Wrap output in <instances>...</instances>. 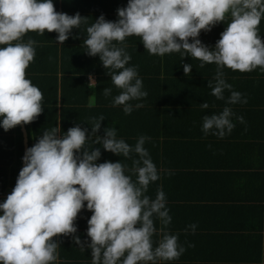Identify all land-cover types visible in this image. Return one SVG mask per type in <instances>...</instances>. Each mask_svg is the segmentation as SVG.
<instances>
[{
    "label": "clouds",
    "instance_id": "clouds-1",
    "mask_svg": "<svg viewBox=\"0 0 264 264\" xmlns=\"http://www.w3.org/2000/svg\"><path fill=\"white\" fill-rule=\"evenodd\" d=\"M117 15L116 21L101 15L88 26L84 45L87 55L99 56L113 85L121 90L113 105H122L125 114L133 111L129 101L148 95L142 90L136 67H126L131 60L124 45L128 37H140L150 55L180 53L183 59L190 56L201 61L200 67L217 65L215 85L210 81L208 86L218 100H224V91L232 89L223 68L241 73L257 68L264 71V40L259 34L264 0H128L126 7L117 9ZM229 16L231 20L215 47L202 43L201 32H210ZM87 23L88 17L79 12L68 15L56 11L53 0H0V127L5 132L33 123L44 111L43 93L26 78L36 56V41L25 43L23 38L29 32L41 36L46 31L55 32L63 45L73 29ZM182 66L189 76L191 65ZM89 85L97 86L91 75ZM111 91L103 89L105 96ZM226 103L246 104L247 99L231 91ZM208 107L207 102L201 104L202 109ZM234 115L230 107L206 115L202 131L223 138L235 127ZM104 119L93 117L90 133L79 124L63 134L60 126L45 130L26 149L15 187L0 203V264H58L59 237L71 236L85 250L75 235L85 202L92 213L87 221L92 264H158L180 258L185 248L178 235L164 231L171 223L164 192L158 190L154 200L145 194L149 184L160 178L144 147L151 138L140 136L133 147L117 138L114 127L104 128L100 136L97 133ZM236 119L244 123L242 116ZM89 141L131 159L132 167L121 161L97 163L100 148L92 147ZM133 153L139 159H134ZM126 172L136 175V180ZM154 216L162 225V238L156 247L152 239L157 232ZM188 227L194 234L196 225Z\"/></svg>",
    "mask_w": 264,
    "mask_h": 264
},
{
    "label": "crops",
    "instance_id": "crops-1",
    "mask_svg": "<svg viewBox=\"0 0 264 264\" xmlns=\"http://www.w3.org/2000/svg\"><path fill=\"white\" fill-rule=\"evenodd\" d=\"M53 3L58 12L68 15L79 12L81 16L88 17V23L81 25L80 29H73L69 36V41L83 44V52H86V28L101 15L106 20L116 21L117 9L126 7L128 0H53ZM230 20L229 16L210 32L202 31L199 39L209 48H214ZM54 33L46 31L41 36L29 32L23 38L25 43L29 39L36 41V56L26 70V78L43 93L44 111L37 118L39 121L44 119V112L53 108L55 101V80L52 77L55 74V62L42 57L49 45L46 38H53ZM259 34L264 40V18L259 25ZM77 36L79 38H73ZM135 42L143 45L140 37L132 36L126 38L125 49H131L128 47H132ZM124 45L117 44L118 47ZM136 54H130L131 60L126 67H136L138 76L142 79V90L148 95L140 100L129 101L133 105L131 114H125L122 105H113L114 97L121 90L111 82L104 85L98 72H93L89 76L94 78L97 86L90 88L89 105L103 107L94 111L84 108L78 117L77 113L69 110L64 115L62 109L69 105V101L86 97V93L78 95L75 91L72 95L71 85L67 83L63 87V100L60 91L58 103L57 126L61 127V134L77 124L88 128L90 133L92 118L104 116L101 129L97 133L100 136H103L104 128L114 127L117 138L133 147L140 136L151 138L145 142L144 147L148 150L160 178L149 184L145 194L154 200L158 190L164 192L165 206L171 216V223L164 231L178 235L179 243L185 248L178 260L159 261L158 264H264V154L261 155L260 150H256V154L252 155L248 151L249 144L252 143L250 141L261 137L264 130V107L260 104L264 71L257 68L252 72L241 73L223 68L224 79L232 85V89H226L225 99L218 100L211 95L212 88L208 86L210 81L215 85L217 65L214 63L200 67L201 61L190 56L183 59L180 53L161 57L150 55L144 49L142 56ZM82 56L78 59L74 57L78 61L77 66L90 64L87 67H96L95 70L104 68L99 56ZM72 62V59H67V65L73 66ZM184 63L192 67L189 76L184 74ZM58 77L61 80L60 74ZM150 79H159V83L155 80L153 84ZM104 88H110L111 94L105 96ZM231 91L240 92L247 99V103L227 104ZM94 94L101 100V104L95 102ZM204 102L209 105L206 109L201 108ZM137 104L141 106L136 107ZM225 107H230L235 114L232 117L234 129L223 138L212 135L211 132L205 135L202 131L203 117L219 114ZM237 116H242L244 123L237 120ZM45 122L49 126L41 123V129L55 127L53 118ZM24 126L27 128V125ZM17 128L5 132L0 127V135L13 136L14 143L17 144ZM20 130L22 132V126ZM89 144L92 142L89 141ZM262 144L264 145V139ZM23 147L24 156V136ZM92 147H99L101 151L97 163L121 161L128 168L132 167L131 159L105 151L101 145L92 144ZM4 150L5 156H1ZM2 151L0 149V160H7L8 147L4 146ZM14 152L17 154L18 147L13 148V154ZM132 155L134 159H139L135 153ZM12 165L8 169L9 178L2 177L0 180V184L7 181L6 191H0V201L6 200L12 191ZM126 175H131L133 181L137 178L130 172H126ZM0 213L3 214L2 210ZM91 214L86 209L85 202V209L76 221L78 230L75 235L84 243L85 250L82 251L71 236L57 238L60 245L58 264H92L91 249L87 247V243H90L87 237V221ZM153 219L157 232L152 239L153 247H156L162 238V225L159 218L154 216ZM192 224L196 225L194 234L188 227Z\"/></svg>",
    "mask_w": 264,
    "mask_h": 264
},
{
    "label": "trees",
    "instance_id": "trees-1",
    "mask_svg": "<svg viewBox=\"0 0 264 264\" xmlns=\"http://www.w3.org/2000/svg\"><path fill=\"white\" fill-rule=\"evenodd\" d=\"M57 34L54 33L53 38H46L48 42V46L46 48V51L44 55L42 56L45 60H49L51 62H55V74H53V78L55 80V101L53 108L50 109V111L44 112V119L41 118V121L36 120L31 124L27 125L28 133H29V141H30V147L33 146L37 139L42 136L43 132L45 130L41 129L39 125L43 123L44 125H48L45 121L51 120L53 118L54 121V126H57L58 123V103H59V97H60V91H61V99L63 100L62 97V92H63V87L67 83L71 85V93L74 95V91L76 94L83 95L86 93L85 98L81 99H73L69 101V105L67 107L62 109L63 114L65 115V111L69 110L72 111L71 113H77L76 117L80 116L79 113L83 111L84 108L88 111H94L97 110L98 108H102L103 105H96L97 107H91L89 105L90 102V86H89V79L88 76L90 73L93 72H98V77L103 79L104 85L107 83L109 84L111 81L110 76L107 74V71L105 68L95 70L96 67H87V66H77L78 59L79 57H83L82 54H86V52H83V44L76 43L75 41H67L64 42L63 45H59L58 41L56 40ZM130 46V45H129ZM131 49H125V51L130 55L132 53H137L136 55H143L144 52V46L140 44V42H135L132 47H128ZM149 54V53H148ZM69 55V56H68ZM73 55V57H72ZM41 57V58H42ZM72 59L74 62L73 66L67 65V59ZM76 59H75V58ZM66 62V63H65ZM76 65V66H75ZM61 75V80H59L58 75ZM159 74V73H158ZM148 78V77H147ZM148 80V79H147ZM158 81L159 79H150V82L154 84V81ZM263 85V93L260 95V104L263 105L261 107H264V82H262ZM99 92V91H98ZM95 97V102L97 104H101V100ZM82 104V105H80ZM109 111V109L107 110ZM263 115H264V111ZM2 119V118H1ZM49 126V125H48ZM17 132H18V138H17V144L14 143V138L13 136L9 134H4V137L0 135V149L1 151L3 150L4 146L8 147L9 150V157L7 160H0V180L3 177V179L9 178V167L12 165V170H11V184H10V189H13L16 184L17 177L19 175V171L21 170V165H22V157L24 153V147H23V134L20 130V126H17ZM51 129V128H50ZM46 129V130H50ZM12 130V129H11ZM11 130H9L11 132ZM264 139V130L261 135V137L258 138H253L249 144L248 151L252 154L255 155L256 150H260L261 155L264 154V145L262 144V140ZM18 147V152L17 154H13V148ZM252 148V149H251ZM1 156H5V150L2 151ZM4 183L0 184V191H6V185L7 181L4 180ZM4 201H0V203H3ZM1 214V213H0Z\"/></svg>",
    "mask_w": 264,
    "mask_h": 264
},
{
    "label": "water",
    "instance_id": "water-1",
    "mask_svg": "<svg viewBox=\"0 0 264 264\" xmlns=\"http://www.w3.org/2000/svg\"><path fill=\"white\" fill-rule=\"evenodd\" d=\"M21 126H22V132H23V136H24V145H25V151H26V149L29 148L28 131H27V128L24 125H21ZM23 166H24V164L22 163V167Z\"/></svg>",
    "mask_w": 264,
    "mask_h": 264
}]
</instances>
